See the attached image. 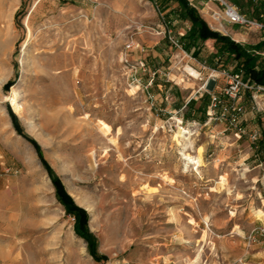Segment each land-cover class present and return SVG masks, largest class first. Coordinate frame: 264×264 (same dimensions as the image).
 <instances>
[{"label": "rangeland", "instance_id": "obj_1", "mask_svg": "<svg viewBox=\"0 0 264 264\" xmlns=\"http://www.w3.org/2000/svg\"><path fill=\"white\" fill-rule=\"evenodd\" d=\"M156 1L0 0V264H264V151L248 135L264 110L246 100L248 132L217 133L225 123L208 116L201 88L219 92L236 61L216 65L213 39L206 62L173 46L166 30L190 22L167 24L178 4L162 14ZM13 86L18 111L5 98ZM49 168L86 210L104 259L76 232Z\"/></svg>", "mask_w": 264, "mask_h": 264}, {"label": "trees", "instance_id": "obj_2", "mask_svg": "<svg viewBox=\"0 0 264 264\" xmlns=\"http://www.w3.org/2000/svg\"><path fill=\"white\" fill-rule=\"evenodd\" d=\"M233 1L243 13L264 20V0ZM175 2L178 6L171 8L163 15V18L167 24H171L174 18L190 22V26L186 32L179 35L180 40L184 43V50L199 61L206 62L207 59L203 56L206 49L205 42L208 39H213L215 51L211 53L214 57L213 60L216 61V65L218 61L222 59L225 60V64L230 60H234L236 61V70H242L245 77L257 83L264 84V59L260 54L256 53L257 50L264 46L262 41L255 45L244 44L212 28L201 15L198 8L189 0H159V2L156 1V5L163 14V12ZM194 103L195 100L191 99L187 104L193 107ZM255 146H257L262 153L264 151V138L258 140ZM49 171L56 188L57 199L65 206L68 213L75 217L76 232L88 242L89 251L96 260L104 259L105 256L97 252L96 237L87 227L88 214L86 210L75 203L71 195L65 190L59 177L53 174L51 168H49Z\"/></svg>", "mask_w": 264, "mask_h": 264}, {"label": "built area", "instance_id": "obj_3", "mask_svg": "<svg viewBox=\"0 0 264 264\" xmlns=\"http://www.w3.org/2000/svg\"><path fill=\"white\" fill-rule=\"evenodd\" d=\"M215 1L220 5L223 17L228 22L259 31L260 40L264 43V20L243 13L233 0ZM166 33L173 46L183 48L184 43L180 40L179 36L172 34L171 29L166 30ZM133 45V42H128L126 49L131 50ZM140 65L144 66L145 62L141 60ZM204 67L206 66L204 65ZM235 67L236 64L234 65V69L227 71V81L219 92H216L214 88L206 89L202 87L201 89L206 91L210 96L207 111L208 116L213 119L223 120L225 123L224 127H221L217 133L224 134L226 130L230 129L234 137L241 138L248 132L243 118L246 109L245 102L249 100L252 111L258 112L264 110V84L245 77L242 70H236ZM211 70L216 71V68H212ZM155 73L154 71L153 74ZM213 75L215 74L211 73L209 80L216 81V76ZM198 78L200 80L203 79L201 72H199ZM261 134L260 128H255L248 132L253 143H256Z\"/></svg>", "mask_w": 264, "mask_h": 264}, {"label": "bare ground", "instance_id": "obj_4", "mask_svg": "<svg viewBox=\"0 0 264 264\" xmlns=\"http://www.w3.org/2000/svg\"><path fill=\"white\" fill-rule=\"evenodd\" d=\"M38 1L39 0H37V2ZM37 2L34 4L33 9L35 8ZM2 6H3V3H2ZM29 17H30V14L25 19V23H26V26H27V29H28L29 38L24 42V50L29 45V40H30V37H31V34H32L31 27L29 25ZM186 70L189 73V75H191L195 79L198 78L199 72H198L197 69H195L192 66L187 65L186 66ZM7 76H8V74L3 73L0 76V83L2 81H4L7 78ZM20 96H21V92H20V90H19V88L17 86H13L11 88V90L9 91V93L7 95H5L6 100H8L11 103V106L13 107V109L15 111H18L19 109H22L23 102L20 101ZM99 129L102 131L103 134L107 135L106 133L109 132V130L111 129V125L108 124L107 122L103 121V120H100ZM188 133H190V130H188L184 126H180V131H179V133L176 134L177 137H182L185 140L184 143H182L183 145H186V144H188V142H190V141H188V140H190L189 136L188 137L186 136V134H188ZM200 149H201V147L198 148L199 153H200ZM183 155H184L185 159H187L188 161L193 162L194 164L197 165V167H199L201 165L202 157H201L200 154L198 156H193L190 153L183 152ZM222 179L224 180L223 177H222Z\"/></svg>", "mask_w": 264, "mask_h": 264}, {"label": "crops", "instance_id": "obj_5", "mask_svg": "<svg viewBox=\"0 0 264 264\" xmlns=\"http://www.w3.org/2000/svg\"><path fill=\"white\" fill-rule=\"evenodd\" d=\"M197 3L201 5V11L203 13L204 18L208 21L210 26L214 29L219 30L220 32L231 36L236 41H241L244 43L254 44L257 41L252 40L247 32L240 31L234 28V25L228 22L221 12L220 6L216 3L215 0H197ZM230 24L231 26H227ZM258 36H260V32L257 30H253ZM182 33V32H180ZM260 39V37H259ZM209 68H213L209 66ZM249 103V100H247ZM247 103V102H245ZM247 103V104H248ZM250 104V103H249ZM264 135V126L260 129ZM252 148V144H249Z\"/></svg>", "mask_w": 264, "mask_h": 264}]
</instances>
